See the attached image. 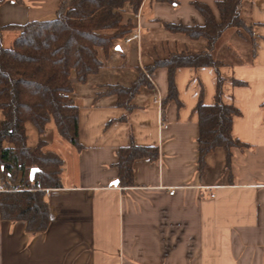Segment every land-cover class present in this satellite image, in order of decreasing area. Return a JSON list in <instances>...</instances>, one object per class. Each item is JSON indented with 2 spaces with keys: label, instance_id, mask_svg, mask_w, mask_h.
<instances>
[{
  "label": "crops",
  "instance_id": "0c3cea01",
  "mask_svg": "<svg viewBox=\"0 0 264 264\" xmlns=\"http://www.w3.org/2000/svg\"><path fill=\"white\" fill-rule=\"evenodd\" d=\"M175 1L145 0L141 38L100 48L102 67L86 82L72 73L81 148L62 138L54 121L47 125L46 149L63 158L62 186L47 189L51 224L34 232L25 221L0 218V264H264V0H243L242 17L252 35L229 28L213 50L223 63V100L241 112L233 135L247 146L234 149L227 170L225 151H213L202 171L196 106L201 97L214 103L215 68H179L178 101L168 102V69L148 68L172 51L203 50L205 39L171 32L164 23L203 25L197 1L220 20L219 0ZM58 5L5 0L0 27L54 18ZM16 36L4 30V46ZM140 70L150 84L141 87L131 109L118 106L108 86H130ZM132 139L157 147L158 158L136 159L133 184L122 186L117 152Z\"/></svg>",
  "mask_w": 264,
  "mask_h": 264
},
{
  "label": "trees",
  "instance_id": "16d2710c",
  "mask_svg": "<svg viewBox=\"0 0 264 264\" xmlns=\"http://www.w3.org/2000/svg\"><path fill=\"white\" fill-rule=\"evenodd\" d=\"M5 0H0V5ZM23 4L28 0H14ZM176 3L175 0H149ZM145 0H59L54 18L33 20L25 24L0 27V218L22 220L27 231L44 232L51 224L47 189L62 186L63 158L46 149L43 137L47 125L54 121L59 135L77 148L79 141V106L72 98L71 75L79 82L102 67L99 49L117 46L137 28L134 15ZM243 0H219L220 20L209 5L194 2L205 17L203 25L164 23L175 33L191 39H205V48L197 52L172 51L157 59L148 69H168L169 89L165 102L178 101L176 71L185 66H212L217 72L215 101L207 104L200 98L196 111L199 116L198 164L200 171L207 164V156L217 149L226 154L225 170L230 168L235 148L247 144L233 135L234 117L241 114L234 103L223 100L224 78L220 74L223 63L213 56L216 44L229 28L244 29L252 35V26L242 17ZM129 15L128 17H126ZM4 30L17 36L11 46H4ZM256 43L253 40V52ZM237 83H242L237 81ZM150 84L140 70L130 86L109 85L107 93L117 95V105L131 109L133 100L143 85ZM37 129L39 140L29 144L27 124ZM119 176L122 186L134 181L133 164L136 159L158 158L155 146L138 145L134 139L119 148ZM37 168L34 177L31 171Z\"/></svg>",
  "mask_w": 264,
  "mask_h": 264
},
{
  "label": "built area",
  "instance_id": "2783aa9c",
  "mask_svg": "<svg viewBox=\"0 0 264 264\" xmlns=\"http://www.w3.org/2000/svg\"><path fill=\"white\" fill-rule=\"evenodd\" d=\"M141 18V11L139 10L136 14H135V19L137 20V28L134 32H132L128 37L125 38V41L126 42H130L131 40H134V39H140L141 38V33H140V24H139V20ZM156 102H161V99L158 98L155 100ZM0 190H4L1 186H0ZM171 193L173 194L174 193V189L171 190Z\"/></svg>",
  "mask_w": 264,
  "mask_h": 264
},
{
  "label": "rangeland",
  "instance_id": "374dc122",
  "mask_svg": "<svg viewBox=\"0 0 264 264\" xmlns=\"http://www.w3.org/2000/svg\"><path fill=\"white\" fill-rule=\"evenodd\" d=\"M134 19H135V15H134ZM136 22H137V20H136ZM242 30L244 32H246L244 29H242ZM14 32H16V31H14ZM6 42L7 41L4 39L3 44H6ZM0 116H1V114H0ZM27 126H28V133H29L30 145H35L37 143V139H38L37 129L35 128L34 124L31 123V122H29L27 124ZM49 138L53 139V133L52 132L49 133Z\"/></svg>",
  "mask_w": 264,
  "mask_h": 264
},
{
  "label": "water",
  "instance_id": "95a60500",
  "mask_svg": "<svg viewBox=\"0 0 264 264\" xmlns=\"http://www.w3.org/2000/svg\"><path fill=\"white\" fill-rule=\"evenodd\" d=\"M37 171V168H33L31 171V177L33 178L35 175V172ZM115 183H117V181H115Z\"/></svg>",
  "mask_w": 264,
  "mask_h": 264
}]
</instances>
